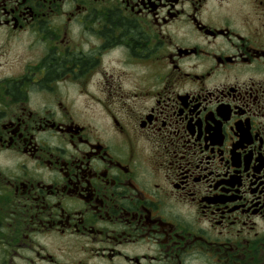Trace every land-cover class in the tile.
Listing matches in <instances>:
<instances>
[{"label":"flooded vegetation","instance_id":"af4514ba","mask_svg":"<svg viewBox=\"0 0 264 264\" xmlns=\"http://www.w3.org/2000/svg\"><path fill=\"white\" fill-rule=\"evenodd\" d=\"M0 264H264V0H0Z\"/></svg>","mask_w":264,"mask_h":264}]
</instances>
